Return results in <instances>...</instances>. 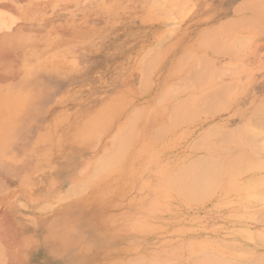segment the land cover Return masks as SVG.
Listing matches in <instances>:
<instances>
[{"label":"rangeland","instance_id":"1","mask_svg":"<svg viewBox=\"0 0 264 264\" xmlns=\"http://www.w3.org/2000/svg\"><path fill=\"white\" fill-rule=\"evenodd\" d=\"M151 1L39 0L43 5L51 4L47 21L39 29L21 31L16 20L0 7V264H78L83 261V254H78L82 246L75 241L83 234L86 236L84 246H93L88 263L95 257L94 264H109L110 257L105 253H111L113 249L108 248L109 242L94 237L92 216H95V221L112 219L111 224L115 227L106 232L119 236L118 243L135 247L144 243L135 239L137 233L132 228L147 222L155 224L158 231L146 243L156 256L157 252L158 257L166 253L162 256L166 260V256L169 257L176 249L174 247L183 243H191L200 250L210 244L208 250L212 254L218 242L228 243L230 248L234 243L243 252L256 246V252L246 249V253L240 251L238 254L239 251L235 250L233 255L229 249L221 248V251L243 261L255 258V255L264 257V217H261L264 216V145L260 150L263 155L260 152L254 155V161L260 167L257 171L250 169L238 176L234 181L236 189L215 191L199 202H188L162 190L160 185V169L166 161L169 167L165 174L170 175L182 162L185 164L204 156V151L195 147L203 135L213 128H234L243 106L251 102L258 104L264 99V26H248L223 38V43H232L228 46L237 41L233 47L239 51H234L232 58L224 54L215 57L211 52L204 55L197 50L203 28L236 19L233 17L234 9L244 0H186L184 3L192 4L187 8L185 4L180 11L175 9L177 14L181 13V19L174 15L172 8L173 13L165 7L168 5L164 3L170 0ZM174 1L171 0L172 3ZM182 1L179 0L180 3ZM151 3L155 4L154 9ZM171 5L176 7L175 2ZM164 7L176 18L171 15L170 18L164 15L166 20L160 18ZM156 11L162 13L160 17ZM153 12L156 13L155 18L162 20L158 18L154 22L153 18L149 21ZM12 13L18 15L16 11ZM158 23H164L162 28L152 26ZM17 38L28 44L19 43ZM241 39L243 42L240 43ZM145 51L150 52L147 54ZM183 56L181 63L184 66L177 64L176 67L181 65L180 68L172 70L173 61ZM187 56H191L190 59ZM202 56L208 58L218 72L224 68V75L220 73L221 76L215 77H220L216 80L218 86L230 84L234 80L232 78L248 76L242 84L232 87L233 90L239 88L237 95H249L248 102L237 104L236 97L230 98L225 104H219L217 111L197 114L191 121L178 125L161 141L154 142L152 135L164 127L167 120L164 117L159 120L160 124H155L161 109H168L190 95L191 89L185 80L195 71ZM152 66L155 68L151 69ZM142 69H151L150 77L144 75L149 71L143 72ZM147 83L151 84L147 86ZM138 87L145 88L142 90L145 94L142 95L141 91L136 94L139 93L136 92ZM169 87L175 96L167 103L159 96ZM117 95L121 98L107 125L99 127L91 138H79L87 129L84 125L88 119L95 117L99 109L108 107ZM159 99L162 102L157 104ZM132 121L135 127L138 125L137 130L144 133L128 153L126 163L132 165L133 172L107 177L102 182L105 191H100L97 184L90 186L81 196L59 200L74 183L87 181L97 159L111 150L114 134ZM91 143L96 146L94 150ZM153 144H156L155 152L151 149ZM257 144L262 145V141ZM158 145H167V148L158 149ZM216 155L225 156L220 152ZM62 166H65L63 172L55 174ZM251 177L256 180V188L248 187L249 190L243 192L242 186L244 188ZM56 191L61 193L55 199L50 194ZM148 206L155 209L145 212ZM147 216L148 219L145 218ZM256 236L263 244L256 242ZM62 238L69 247L75 243L64 255L58 251ZM50 243L53 248L47 254ZM97 248L102 249L101 252ZM103 254L107 259L101 258ZM188 256L187 253L185 259ZM175 261L182 264L184 260Z\"/></svg>","mask_w":264,"mask_h":264},{"label":"bare ground","instance_id":"2","mask_svg":"<svg viewBox=\"0 0 264 264\" xmlns=\"http://www.w3.org/2000/svg\"><path fill=\"white\" fill-rule=\"evenodd\" d=\"M155 1H158V0H155ZM184 1L186 2V0H183L182 2L184 3ZM2 2H4V4H2ZM49 2H50V0H49ZM151 2H153V0ZM170 2H171V0L168 1V3L165 2L167 4H165L164 2L163 3H164V5H168V6H165L166 8H170L169 12L173 13V11H174V15L176 17L180 16V19H181V13H179L180 15L177 14L178 12H176L175 9L177 8V11L182 10L186 3H184V5H183V3L182 2L180 3L179 0L178 1L175 0L174 2H175L176 7H173L174 5L172 6L171 4H173L174 2L173 3L172 2L170 3ZM176 2H178L180 4L177 5L178 3H176ZM0 3H1L0 7L3 8L5 10V12L7 11L11 15V17L16 20V22L18 24V28H20L19 31L29 30V29L34 30L36 28L39 29V27H41L42 24L47 21L48 12L51 10L50 9L51 4L43 5V4H41V2H39V0H20L18 2H15V1L12 2L11 0H0ZM163 3L161 5H163ZM187 4H186V8L189 6V4H192V2L191 3L187 2ZM161 5H156V7L157 6L159 7ZM169 5L172 7H170ZM152 6L153 5L151 3V7ZM154 6H155V4H154ZM154 6H153V9H154ZM165 7H164V10L163 9H161L162 11L159 10L163 14L160 13L159 11H158L159 13L156 11L158 13L157 16L160 17V15L162 14L163 17H160V18H162L163 20H166L165 17L167 15H169V18H170V15L172 16V18L173 17L176 18L174 15L169 14L167 12L169 9L167 10ZM181 7H182V9H180ZM171 8L173 9V11H171L172 10ZM13 11H16V13L18 15H15L14 13H12ZM175 12H176V14H175ZM146 13H148V11ZM153 13L155 15L153 14V17L150 15V18L149 17L148 18H149V21L153 20V18H154L153 21L155 22V21L159 20L160 18L159 17H158L159 19L155 18V17H157L156 13L155 12H153ZM164 15H165V17H164ZM183 16H185V14ZM183 16H182V19H183ZM233 17L234 18L236 17V19H232V20H229V21L224 22V23L222 21V24L218 25L216 27H210L209 26V27L203 28L204 30L201 31L202 38L200 39V42L198 43V49L197 50L202 52L204 55H206V53L208 54L211 52V54L215 57H218L220 54H224V56H226L227 58L228 57L232 58V56H234V51L237 53L239 51V48H237L235 46L236 47V49H235L233 47L237 41H235L234 45L228 46L232 43H229V44L223 43V41H222L223 38H225L228 35L231 36L230 33H232L233 31H238V30H242V29L245 30V29H247L246 27H248V26L258 27L259 24L261 26L262 25L264 26V0H244V1H242L234 9ZM166 18H168V17H166ZM177 18H179V17H177ZM251 18H254V19L249 20ZM155 19H157V20H155ZM162 19H160V21ZM261 22H263V23H261ZM162 25H164V23L163 24L158 23V24H155L152 26L157 27V28H160V27L162 28ZM204 25H206V24H204ZM47 26L48 25L45 24V27H47ZM163 29H164V26H163ZM42 30H44V29H42ZM165 30L167 32V29H165ZM156 31H158V30H156ZM262 31L260 30L261 33H262ZM166 32H165V34H167ZM163 34L164 33H162V35ZM262 34L264 35V33H262ZM163 37H164V35H163ZM163 39H166V38L164 37ZM248 39L250 40V38H248ZM242 40L243 39H241L240 43L243 42ZM17 41L19 43L22 42L24 45L28 44L26 41H23L19 38H17ZM226 41H227V39H226ZM37 44H39V42H37ZM237 44L239 45V43H237ZM34 45H35V43H34ZM42 45H45V43H42ZM161 45L162 44H160V46ZM163 46H165V45H163ZM158 47H159V45L157 46V48ZM167 49H168V47H167ZM241 49H243V48H241ZM170 50H172V48ZM150 51L152 52L153 50L151 49ZM150 51H147V52L149 53ZM160 51H163V50H160ZM147 52L145 51V53H147ZM259 53L260 52H258V54ZM185 55H186V53H185ZM157 56H160V55H157ZM157 56H155L154 58H159ZM190 57H188V58L190 59ZM183 59H184V56L182 58H178L175 61H173L172 70L173 69L178 70L181 65L179 66V68L176 66H177V64H182L181 61ZM199 60H198L199 61L198 66L196 68L193 66L195 68V71L191 74V76L189 78L186 77V80H185V84L188 85L191 89L190 95H188V97L186 99H184L183 101L178 102L177 104L169 107L168 109L166 107L161 109L160 115L155 120V122H157L155 124H157V125L160 124L161 123L160 121L163 120L164 117H166L167 120H166V124H164V127L157 129L155 131L156 133L154 135H152V139L154 142L161 141L164 137H166V135L168 133L169 134L172 133L178 125H180L186 121H191L197 114L213 113V112L217 111L220 108V106H218V105L219 104H222V105L225 104L230 98L236 97L234 100L236 101L237 104H239V103L240 104H246V102H248L249 95H246V94H244L243 96H242V94L237 95L236 93H237V90H239V88L237 87V90H233L234 88H232V87L239 86L240 84H242V82H244L243 79L244 80L247 79L248 76L244 77L243 79L239 78V77L232 78L234 80H231L230 84L229 83L228 84H221L220 86H218L216 80H218V78L220 79V77H218L216 79H215V77L219 76L220 73L223 74L224 68H223V70L222 69L220 70L222 72H218L214 68V64L212 62H210L208 58H205L204 56H202ZM211 61H213V60H211ZM217 61H219V60H217ZM170 62H172V61H170ZM194 63H196V61H194ZM186 65H188V64H186ZM166 66L168 67V65H166ZM152 67H151V69L155 68L154 66H152ZM193 67H190V68L193 69ZM183 68H186V66ZM151 69H150V71H151ZM237 69H239L241 71V69L239 67H237L236 70ZM142 70L144 72V71H147L148 69L147 70L142 69ZM232 70L234 71V69H232ZM150 71L148 74L145 73L144 75H148L150 77V75H149L151 73ZM188 71H190V70H188ZM225 71H226V69H225ZM235 71H234V73H236ZM174 72H176V71H174ZM179 72L180 71H178V73ZM230 73H232V72H230ZM225 74H226V72H225ZM183 78H185V77H183ZM138 82H139V80H138ZM148 84L150 85L151 83H147L145 85L148 86ZM174 85H177V84L174 83ZM138 86H139V83H138ZM132 87L134 88V86H131V88ZM142 87H144V86H142ZM142 87H140V88L138 87L139 91L135 90L136 92H139L136 94H140V91H141L142 95L145 94V93H142V90L145 89V88L142 89ZM149 87H146V89ZM184 87L181 86V88H184ZM135 88L137 89V87H135ZM243 88H244V86H243ZM168 89L165 90V92H163L159 96L160 99H162V100L165 99L167 101V103H169V101H170L169 99L171 97L175 96V94H173V91L170 90V87ZM130 91H131V89H130ZM178 92H180V91H178ZM182 93L180 92V94H182ZM122 96H125V95H122ZM120 98H121V95L115 96L114 99L112 100L111 104L108 107L105 106V107L99 109V111L97 112L95 117H93V118L91 117L90 119H88L87 123L84 125V127L87 128L86 130H84L86 132L83 131L84 134H81L83 136H79V138L83 139L86 136L91 138V135L94 132H98L99 127L102 128L103 126H106L108 119L114 115V113H115L114 108H115L116 104L120 101ZM160 99L158 100L157 104H160L159 101L162 102V100H160ZM238 114H239L238 121L236 122L237 125L234 128H231V129L228 128L229 130L227 128L223 129V130L213 128V130L207 132L205 134V136L203 135V139H201V140L197 141V143H195L196 148L204 151V156L194 158L185 164H184V162H182L181 166H179L174 171V173H171L170 175L165 174V171H166L165 169H167L169 167V165L166 161L164 163V165L162 166V168L160 169L162 176H163V177L161 176V181H160V185H161L162 190H165L168 193H174V194L178 195L184 201H188V202L198 201L199 202L200 200H203V199L209 197L215 191H227L228 192L229 190H232L233 188L236 189L235 185H234V181L236 180V178L238 176L243 174L245 171H249L250 169L257 171L258 170L257 168L260 167V164L254 161V155H256V153L258 154V152H260V150L262 151V149L264 152V148L261 149V147L264 145V143H263V140H264V131H263V129H264V99L261 100L258 104H254L253 102H251L249 105L243 106L239 110ZM140 117H141V115H140ZM235 121H236V119H235ZM136 124H138V122H136ZM136 126L137 127H135L134 122L132 121V122L128 123L127 126L121 127V129H119L114 134V137L112 139L113 145H111L112 146L111 150L109 149L110 151L107 154H104L97 159L95 169L93 172H91L92 174L86 179L87 181H83L81 183H74V185L70 186L65 191V193L59 197V200H66V199H70L71 197L81 196L86 189H88L90 186H93V185L97 186V184H98V188L100 191H105V185H103L102 182L104 180H106L107 177H111L112 175L117 174V173H121V172L128 173V174L133 172L132 171V165L131 164L127 165V163H126L128 157H129L128 153L130 152L131 149H133L134 143H136L138 140H140L141 139L140 136H142L144 134L143 131L141 134L140 129L137 130L138 125H136ZM95 140H98V139L95 138ZM259 141H262V145L260 144V146L257 144V142H259ZM94 143H96V141ZM94 143H91V145L93 146ZM155 145L156 144H153L151 146V149L153 151H154ZM95 147L93 146L92 150H94L93 148H95ZM157 148L164 150L165 148H167V145L165 147L158 145ZM219 152L224 153L225 156L224 157L217 156L216 154ZM262 153L260 155H263ZM161 154H162V152H161ZM261 159H262V157H261ZM263 160H264V158H263ZM66 165H70V164H66ZM88 166H89V164H88ZM64 167L65 166H62V168L60 170H56L55 174L63 172L62 169H65ZM252 178L253 177H251L249 179V181H247V184L244 188L242 186L241 190L243 192L246 190H249V189H247L248 187L256 188L255 185H257V184H255L254 180H255V178H258V176L255 177L254 179H252ZM238 188H240V187H238ZM127 189H125V190H127ZM263 189H264V186H263ZM237 191H236V193H237ZM60 193L58 191H56L55 193H51L50 196L56 199L57 196L60 195ZM257 193L258 192H255V194H257ZM258 194H260V192ZM228 200H230V199H228ZM239 203L242 204L241 202H239ZM173 204H176V202ZM163 206H165V205L163 204ZM235 206H237V205H235ZM142 209H144V208H142ZM154 209L155 208L150 206L149 209L147 208L145 210V212H148V210L152 211ZM136 210H139V209H136ZM171 210H173V209H171ZM131 213H133V212H131ZM152 213H154V212H152ZM133 214H135V213H133ZM263 214L264 213H262V215ZM131 216H133V215H131ZM145 216H146V214H145ZM168 216H170V215H168ZM94 217L95 216H92V220L94 221L93 230L95 231V232L93 231L94 237L98 240L109 242L110 246L109 247L107 246V247L110 249H113L112 250L113 252H111V253L108 252L107 254L105 253V255L110 257V258H108V259H110V260H108L109 264H177L175 260H179L180 258H181V260H184L183 262L181 261L182 264H264V257H262V254H261V257L259 255H255V258L252 257V259L249 261H243V259H240L238 257L226 256L221 251V248H223V250H225V251H226V249H229L230 251H232L233 255L235 253V250L237 252L239 251L238 252V254H239L240 251L242 253H246L245 252L246 249L248 250L249 248L244 249V252H243V250H241L242 248L240 250L237 249L234 243H233L234 247L231 245V248H230V245L228 243L226 245H224L225 242L220 243L218 241H217L218 243L216 241H214L217 243L214 245L217 248H215V251H213V254L209 253L210 251L208 250V247L210 246V244H209V246H205L203 248V250H200L198 247H196L195 245H193L191 243H183L182 245H178V246L174 247L176 249L175 250L173 249V251L171 252L169 257L166 256L168 258V260H166V259H163L164 257H162L164 255H167L166 253L160 254L162 256L158 257V255H159L158 252H157V256H156L154 254V250L152 249V247H150L149 244L146 243V241L148 239H150L152 234H154L155 232L158 231V226H156L155 224L147 222L146 224L136 225V227L132 228V231L134 230V233L135 232L137 233L135 239L142 240L144 243V245H142V246L135 247V246H132L130 244L118 243L117 238H120L119 236L114 235V233H112V232H109V233L106 232V231H110L113 227H115L111 224L112 219H107V220L98 219V221H95ZM148 217L149 216H147L145 218L148 219ZM261 217L263 218L264 216H261ZM137 218H139V217H137ZM256 218H255V220H256ZM259 218H260V216H259ZM263 220H264V218H263ZM136 222H139V221H136ZM258 224H259V222H258ZM181 229H183V228H181ZM175 230H177V229H175ZM175 230L174 231L172 230V231L175 232ZM165 231L166 230H163V232H165ZM178 231H179V229H178ZM115 233H117V232H115ZM256 233H257V231H256ZM70 234H72V231H70ZM119 234H121V233H119ZM88 236H90V235H88ZM77 238H78V236H77ZM257 238L259 239V237H257ZM62 239L63 240L60 241L61 247H60V249H58V251L61 253V255H64L66 253V251L68 250V248H70V250H71V248H72L71 246H73L75 243L74 244L71 243L70 247H69L66 245L67 242L64 241V238H62ZM85 239H86V236L83 234V236L79 237V239H77L75 241L77 244L79 243L78 245L82 246V247L80 246L81 251L79 250L78 254H83V255H81L83 257V261L78 263V264H87L88 263V257H90L88 255L91 253V250H92L91 248L93 247V246L91 247L90 245H89L90 246L89 248L84 246L83 242ZM258 239L256 240V242L258 241V244L259 243L261 244L262 243V240L260 242L261 238L259 240ZM262 239L264 240V238H262ZM219 241H221V240H219ZM114 244H116V246H113ZM263 247H264V245H263ZM52 248H53V244L50 243L49 244V250L46 249V253L50 254L52 251ZM224 248H226V249H224ZM98 249L99 248H97V251H98ZM101 250L99 249L100 252H101ZM252 250H253V252H256L257 247L255 246L254 249H252ZM252 250H250V251H252ZM175 251L178 253H175ZM183 251H187V252L184 253ZM165 252H166V250H165ZM227 252H229V251H227ZM96 253H98V252H96ZM187 253L189 254V256L187 259H185ZM68 254H69V252H68ZM75 255H77V254H75ZM105 255L101 256V258H106ZM54 256H55V254H54ZM85 256H87V257H85ZM93 259H94V261L90 262L88 264L96 263L95 262L96 258L93 257ZM97 264H99V263H97Z\"/></svg>","mask_w":264,"mask_h":264}]
</instances>
